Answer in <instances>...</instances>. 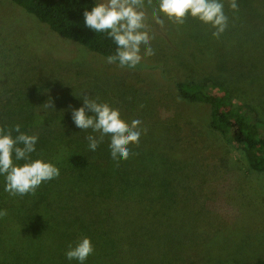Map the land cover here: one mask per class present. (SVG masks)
Returning a JSON list of instances; mask_svg holds the SVG:
<instances>
[{"label": "rangeland", "instance_id": "374dc122", "mask_svg": "<svg viewBox=\"0 0 264 264\" xmlns=\"http://www.w3.org/2000/svg\"><path fill=\"white\" fill-rule=\"evenodd\" d=\"M222 2L228 26L214 37L192 17L156 23L155 0H143L153 55L141 50L140 63L126 69L0 0V126L37 135L32 157L60 169L32 195L10 196L0 177V264H76L65 251L83 237L93 247L85 264L264 257V173L209 128L205 104L177 96L172 80L223 71L240 79L249 66L264 79V0H237L235 13ZM82 92L119 109L125 125L141 122L128 159L113 163L107 137L88 149L86 137L99 133L76 128L70 116ZM74 155L86 164L73 166Z\"/></svg>", "mask_w": 264, "mask_h": 264}, {"label": "clouds", "instance_id": "9594fccd", "mask_svg": "<svg viewBox=\"0 0 264 264\" xmlns=\"http://www.w3.org/2000/svg\"><path fill=\"white\" fill-rule=\"evenodd\" d=\"M155 2L156 7L152 9L151 16L158 24L163 23L164 18L183 24L186 17H192L210 25L214 29V37L222 34L228 26L222 0ZM228 7L235 13L238 10L237 0H229ZM145 19L143 0H94L90 10L85 7L83 11L84 26L95 34H104L115 45L114 51L105 57V62L126 69H134L140 63L141 50L145 57L153 55L150 44L152 37L145 30ZM85 92L79 98L82 101L80 106L71 108L70 116L76 128L99 133L98 137L91 134L86 137L88 149L95 151L107 137L109 157L113 163L128 159V145L138 143L143 131L139 127L141 122L133 119L125 125L119 109L90 98ZM47 107H52L51 103ZM37 141V135L21 131L19 124L11 128L0 126V177L3 178V191L10 196L32 195L42 182L59 176L60 169L56 164L32 157L36 152ZM19 161L23 163H16ZM5 214V210L0 209V216ZM92 252L91 241L83 237L74 245L69 244L65 258L76 261V264H85Z\"/></svg>", "mask_w": 264, "mask_h": 264}, {"label": "trees", "instance_id": "16d2710c", "mask_svg": "<svg viewBox=\"0 0 264 264\" xmlns=\"http://www.w3.org/2000/svg\"><path fill=\"white\" fill-rule=\"evenodd\" d=\"M6 1L37 20L50 33L82 47L92 56L105 60L115 49V45L104 34H95L83 24V11L85 7L90 10L94 0ZM254 69L249 66L245 71L242 70L246 76L243 79H236L233 74L230 76L223 71L224 75H218L219 78L201 75L187 80L177 75L172 76V80L177 96L190 103L205 104L208 107L209 128L219 133L229 146L242 152L252 171L264 173V79L258 78ZM236 96L242 98L240 104H232ZM69 162L75 167L86 164L81 155L72 156ZM239 260L234 262L264 264V257L253 258L249 263L243 258Z\"/></svg>", "mask_w": 264, "mask_h": 264}]
</instances>
